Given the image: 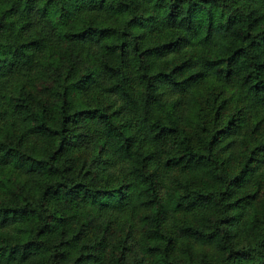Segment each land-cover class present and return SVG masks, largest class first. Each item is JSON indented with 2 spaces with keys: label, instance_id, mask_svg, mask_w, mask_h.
Listing matches in <instances>:
<instances>
[{
  "label": "trees",
  "instance_id": "obj_1",
  "mask_svg": "<svg viewBox=\"0 0 264 264\" xmlns=\"http://www.w3.org/2000/svg\"><path fill=\"white\" fill-rule=\"evenodd\" d=\"M263 182L264 0H0V264H264Z\"/></svg>",
  "mask_w": 264,
  "mask_h": 264
},
{
  "label": "rangeland",
  "instance_id": "obj_2",
  "mask_svg": "<svg viewBox=\"0 0 264 264\" xmlns=\"http://www.w3.org/2000/svg\"><path fill=\"white\" fill-rule=\"evenodd\" d=\"M222 85L223 84L214 82L215 88L222 86ZM242 126L243 127L241 128H244L247 126V124L244 123L242 124ZM91 149H92V146L90 142H88L86 146L84 147V151L89 152ZM161 172H162V175L159 180V190L161 191V193H163L170 186V184H174L178 178H182L184 176L183 172H181L177 168H168V167L164 168L163 167L161 169ZM261 189H264V182L261 183ZM138 216L139 214H135L132 217V219L127 218L126 216L125 218L120 216L122 225L118 229V234L119 235L122 234L125 230H128V233H129L128 238L130 241V246H129L128 253H127L128 259H132L134 254L138 253L137 251L138 250V235H139V231L141 227V222ZM114 231L115 230H113V233ZM108 238H112L111 234H108Z\"/></svg>",
  "mask_w": 264,
  "mask_h": 264
}]
</instances>
